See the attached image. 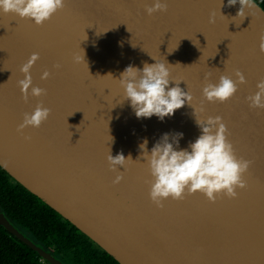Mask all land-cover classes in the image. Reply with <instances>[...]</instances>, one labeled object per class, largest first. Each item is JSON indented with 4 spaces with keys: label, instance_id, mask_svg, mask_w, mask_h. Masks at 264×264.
Listing matches in <instances>:
<instances>
[{
    "label": "water",
    "instance_id": "1",
    "mask_svg": "<svg viewBox=\"0 0 264 264\" xmlns=\"http://www.w3.org/2000/svg\"><path fill=\"white\" fill-rule=\"evenodd\" d=\"M153 2L65 0L42 25L0 11V166L120 264H264V109L246 100L264 77V9L254 1L242 18L239 3L227 0H166L167 11L148 15ZM33 52L39 59L32 86L47 94L25 103L17 81ZM156 60L193 97L163 121L137 118L117 80L128 65ZM45 69L51 75L42 80ZM236 69L246 82L231 99H203L207 82L221 75L236 81ZM40 101L51 113L39 128L23 130L31 136L26 141L17 126ZM209 115L222 117L237 157L252 161L247 187L233 199L221 195L213 203L196 192L158 208L148 195L140 143L147 138L150 150L163 133L182 132L180 148H187L201 134L196 116ZM109 150L133 160L118 166L117 184ZM0 224L14 230L1 214Z\"/></svg>",
    "mask_w": 264,
    "mask_h": 264
},
{
    "label": "clouds",
    "instance_id": "2",
    "mask_svg": "<svg viewBox=\"0 0 264 264\" xmlns=\"http://www.w3.org/2000/svg\"><path fill=\"white\" fill-rule=\"evenodd\" d=\"M237 3L240 5L237 16L242 18L246 8H255L254 0H227V6ZM64 6L65 0H0V11L5 14L15 13L20 18H30L36 25H42L51 19L53 14ZM167 7L166 0H154L151 5L145 6V11L152 15L158 11H167ZM215 21L216 12L212 11L209 14V22ZM259 47L260 51L264 52V33L260 36ZM38 59L39 53L33 52L20 67L24 78L19 79L17 83L25 103L30 95L40 97L47 94L46 89L32 86L31 69ZM73 60L79 63L83 57L74 55ZM53 67L59 69L61 64L56 63ZM50 75L45 69L40 78L46 80ZM235 76L238 78L236 81L229 75H221L217 83L207 82L202 88L203 99L221 103L231 99L237 92L238 84L246 82L239 69L235 70ZM170 77L168 64L156 60L152 64L144 62L142 68L128 65L117 80L124 90V100L130 102L137 118H150L155 115L163 121L166 116L174 115L186 102L192 104L193 99L191 92L181 89L179 82ZM170 80L176 81L175 87H169ZM256 87L258 90L247 96L246 100L250 108L264 109V77L257 82ZM204 110L203 106L198 109L199 112ZM50 113L51 109L45 107L43 101L38 102L32 112L23 113L17 132L24 135L23 130L26 127L39 128ZM196 123L201 129V134L194 141H190L187 148H180V140L184 135L182 132L163 133L150 150L147 138L139 145L150 174V179L145 180L149 185L148 195L158 208H163L164 201L169 197L173 200H183L196 192L202 193L213 203L221 195L233 199L238 196L237 188L247 187L243 177L252 161L237 157L228 139L229 131L222 117L209 115L200 119L196 116ZM24 139L30 141L31 136L24 135ZM107 160L109 169L116 172L113 184L123 179V172L118 171V166L133 162L131 155L126 158L120 152L113 156L110 150Z\"/></svg>",
    "mask_w": 264,
    "mask_h": 264
},
{
    "label": "flooded vegetation",
    "instance_id": "3",
    "mask_svg": "<svg viewBox=\"0 0 264 264\" xmlns=\"http://www.w3.org/2000/svg\"><path fill=\"white\" fill-rule=\"evenodd\" d=\"M264 9V0H254ZM0 214L8 251L0 264H120L69 220L14 180L0 166Z\"/></svg>",
    "mask_w": 264,
    "mask_h": 264
},
{
    "label": "trees",
    "instance_id": "4",
    "mask_svg": "<svg viewBox=\"0 0 264 264\" xmlns=\"http://www.w3.org/2000/svg\"><path fill=\"white\" fill-rule=\"evenodd\" d=\"M6 237L5 230L0 226V248L4 251H8V249L6 250V248H8L7 243L5 242Z\"/></svg>",
    "mask_w": 264,
    "mask_h": 264
}]
</instances>
